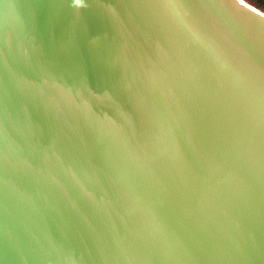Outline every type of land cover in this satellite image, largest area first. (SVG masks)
Returning <instances> with one entry per match:
<instances>
[{
    "label": "water",
    "instance_id": "water-1",
    "mask_svg": "<svg viewBox=\"0 0 264 264\" xmlns=\"http://www.w3.org/2000/svg\"><path fill=\"white\" fill-rule=\"evenodd\" d=\"M0 264H264V14L0 0Z\"/></svg>",
    "mask_w": 264,
    "mask_h": 264
},
{
    "label": "rangeland",
    "instance_id": "rangeland-1",
    "mask_svg": "<svg viewBox=\"0 0 264 264\" xmlns=\"http://www.w3.org/2000/svg\"><path fill=\"white\" fill-rule=\"evenodd\" d=\"M243 1L264 14V0H243Z\"/></svg>",
    "mask_w": 264,
    "mask_h": 264
},
{
    "label": "bare ground",
    "instance_id": "bare-ground-1",
    "mask_svg": "<svg viewBox=\"0 0 264 264\" xmlns=\"http://www.w3.org/2000/svg\"><path fill=\"white\" fill-rule=\"evenodd\" d=\"M240 1H242L243 3H245V4H247L246 2H244L243 0H240ZM248 5V4H247ZM250 6V5H249ZM252 7V6H251ZM252 8H254V7H252ZM254 9H256V8H254ZM257 10V9H256ZM259 11V10H258ZM262 13V12H261Z\"/></svg>",
    "mask_w": 264,
    "mask_h": 264
}]
</instances>
